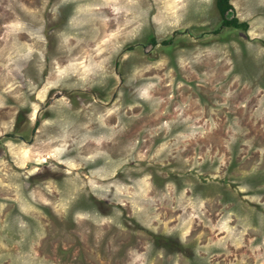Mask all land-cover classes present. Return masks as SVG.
Wrapping results in <instances>:
<instances>
[{"label":"rangeland","instance_id":"rangeland-1","mask_svg":"<svg viewBox=\"0 0 264 264\" xmlns=\"http://www.w3.org/2000/svg\"><path fill=\"white\" fill-rule=\"evenodd\" d=\"M230 3L0 0V264H264V0Z\"/></svg>","mask_w":264,"mask_h":264},{"label":"trees","instance_id":"trees-1","mask_svg":"<svg viewBox=\"0 0 264 264\" xmlns=\"http://www.w3.org/2000/svg\"><path fill=\"white\" fill-rule=\"evenodd\" d=\"M215 7L220 15V27H232L237 28L241 30H246L248 27V24L246 22L239 21L234 15H233V6L230 3V0H215ZM231 12V13H230ZM229 13L231 16H229ZM217 30L216 32H218ZM152 40V43H154V40ZM170 39L167 41H164V43H168ZM163 245H171L172 242L169 241V238H166L165 242L162 243Z\"/></svg>","mask_w":264,"mask_h":264}]
</instances>
